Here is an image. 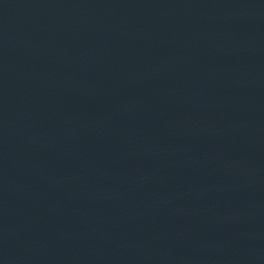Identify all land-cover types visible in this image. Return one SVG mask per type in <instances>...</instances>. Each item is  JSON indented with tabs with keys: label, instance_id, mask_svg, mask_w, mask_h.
<instances>
[{
	"label": "water",
	"instance_id": "1",
	"mask_svg": "<svg viewBox=\"0 0 264 264\" xmlns=\"http://www.w3.org/2000/svg\"><path fill=\"white\" fill-rule=\"evenodd\" d=\"M0 264H264V0H0Z\"/></svg>",
	"mask_w": 264,
	"mask_h": 264
}]
</instances>
